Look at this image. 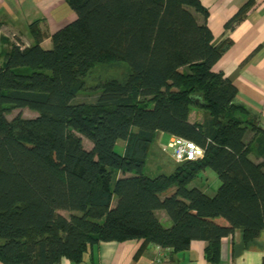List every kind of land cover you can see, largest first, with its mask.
Listing matches in <instances>:
<instances>
[{
	"label": "trees",
	"instance_id": "obj_1",
	"mask_svg": "<svg viewBox=\"0 0 264 264\" xmlns=\"http://www.w3.org/2000/svg\"><path fill=\"white\" fill-rule=\"evenodd\" d=\"M63 1L75 18L49 35L48 48L33 21V43L13 42L0 55V262H79L91 244L130 239L170 257L205 241L204 257L217 262L221 238L239 230L253 239L264 229V127L213 70L230 41H213L206 8L199 0ZM250 2L223 27L238 24ZM100 64H122L123 77L100 81L92 101L75 100ZM193 105L200 120L188 119ZM158 132L201 157L146 175ZM206 168L219 180L212 196L192 185Z\"/></svg>",
	"mask_w": 264,
	"mask_h": 264
},
{
	"label": "crops",
	"instance_id": "obj_2",
	"mask_svg": "<svg viewBox=\"0 0 264 264\" xmlns=\"http://www.w3.org/2000/svg\"><path fill=\"white\" fill-rule=\"evenodd\" d=\"M207 10L206 24L219 43L229 40L230 46L214 64L213 70L219 71L236 87L235 99L252 114L264 127V0H251L243 18L232 29H225L224 23L232 17L248 0H199ZM197 20L201 16L195 14ZM75 18V14L63 0H0V55L10 45L21 42L20 46L33 43L29 24L38 21V27L46 35L40 42L45 48L50 46L49 35L65 26ZM3 58L0 56V62ZM198 104L200 99L193 97ZM189 121L200 120V111L191 106ZM173 139L158 132L149 150L159 155L157 174L171 172L177 162L173 150L167 143ZM189 145V146H188ZM169 149L170 151H167ZM202 150L190 143H185L184 159L201 157ZM148 158V156H147ZM201 177V176H200ZM212 179V178H211ZM215 179V178H214ZM212 184H216L215 180ZM208 178H196L192 185L205 194L215 192L208 183ZM210 189L211 191H208ZM164 227L170 225L163 212H159ZM212 221L220 226H227L223 218ZM140 239L125 241L97 242L87 247L82 260L72 262L62 257L57 264H263L264 229L251 240L244 242L239 230L220 239L218 261L211 262L203 255L205 241L194 240L189 247L179 253L157 245L145 246L139 250ZM0 264H6L0 262Z\"/></svg>",
	"mask_w": 264,
	"mask_h": 264
},
{
	"label": "rangeland",
	"instance_id": "obj_3",
	"mask_svg": "<svg viewBox=\"0 0 264 264\" xmlns=\"http://www.w3.org/2000/svg\"><path fill=\"white\" fill-rule=\"evenodd\" d=\"M18 43H20L19 45H21V42L18 41ZM46 46L47 45L45 44L43 47H46ZM121 66H122V64H121ZM121 66L119 64H110V65L100 64V65L95 66L85 76V78H84V80H85L84 81L85 82L84 89H82L77 94L75 100H77V101H92L95 97V90H96L95 86H97V84L100 81L105 80V79H110V78L121 79L123 77V69H122L123 66L122 67ZM16 111L17 110H14L13 113ZM21 112H22L23 116H32L33 115V112H31L29 110H22ZM173 139H175L177 142H179V138L173 137ZM90 145L91 144L88 140L83 139V146L85 148H89ZM122 148H123L122 141H117V143L115 144V147H114V151L120 152L122 150ZM166 150L170 151L169 149H166ZM158 158H159L158 154H153L152 151L149 150L148 158H147L145 166L143 168V172L146 175L153 177L157 174V172H156L157 169L159 167H163V166H158V163H159ZM198 178H208V180H209L208 183L210 184L211 187H213V190H215L217 188V186L219 185V180H218L216 174L209 168H206L204 171H202L199 174ZM213 179L216 182V184H214V185L212 184ZM173 190H174V187L171 186L169 189H167L165 192L162 193V196L170 195ZM208 191H211V190L208 189ZM60 213L65 217L69 216V213L65 212V211H61Z\"/></svg>",
	"mask_w": 264,
	"mask_h": 264
},
{
	"label": "built area",
	"instance_id": "obj_4",
	"mask_svg": "<svg viewBox=\"0 0 264 264\" xmlns=\"http://www.w3.org/2000/svg\"><path fill=\"white\" fill-rule=\"evenodd\" d=\"M18 44V43H16ZM21 47V46H20ZM185 143L186 141L179 139V142H177L175 139H171L167 146L173 149V157L176 162H180L184 159V153H185Z\"/></svg>",
	"mask_w": 264,
	"mask_h": 264
}]
</instances>
